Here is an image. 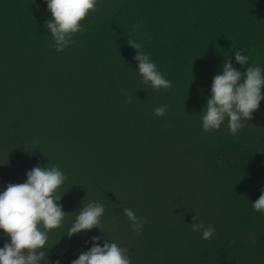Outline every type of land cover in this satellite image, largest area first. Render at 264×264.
<instances>
[{"label":"trees","instance_id":"trees-1","mask_svg":"<svg viewBox=\"0 0 264 264\" xmlns=\"http://www.w3.org/2000/svg\"><path fill=\"white\" fill-rule=\"evenodd\" d=\"M49 17L44 0H0V190L35 165L65 173L49 260L70 264L102 235L131 264H264V214L251 207L264 185V99L235 134L226 121L209 131L200 121L225 57L243 72L239 49L264 70V0H98L59 52ZM128 40L169 88L142 83ZM89 201L104 205V231L69 239ZM123 207L143 218L140 234ZM194 216L214 227L210 239L191 230Z\"/></svg>","mask_w":264,"mask_h":264},{"label":"clouds","instance_id":"clouds-1","mask_svg":"<svg viewBox=\"0 0 264 264\" xmlns=\"http://www.w3.org/2000/svg\"><path fill=\"white\" fill-rule=\"evenodd\" d=\"M50 17L44 26L52 37V47L62 51L72 43V34L83 32L80 21L90 10H95L98 0H44ZM136 49L133 59L137 62L136 72L142 83L151 89H167L171 81L159 71L150 55L140 51L141 45L128 40ZM237 64L245 66L243 72L235 68L225 57L221 64L222 71L215 73L210 85V95L206 97L201 115V127L204 131L217 130L226 121L229 133L235 134L242 127L244 119H250L253 111L258 109L264 99V70L259 64L249 63V56L237 49L233 52ZM167 105L153 108V113L161 116ZM4 164V163H0ZM26 179L20 183L8 182L0 190V236L6 237L0 246V264H60L59 260L51 262L46 247L49 230L57 228L64 222L65 212L59 203L61 195L57 189L66 176L57 165H35L25 172ZM254 211L264 214V185L260 186L259 197L251 202ZM123 215L129 222L130 229L140 234L144 220L137 216L132 208L123 207ZM75 216L66 226L69 239L76 234L96 227L100 230V221L104 205L98 201L82 203L75 211ZM192 231H199L202 239H210L215 234L211 225L205 226L193 217L190 223ZM104 231V230H102ZM89 246L81 251L70 264H131L128 250L114 240L102 235H94Z\"/></svg>","mask_w":264,"mask_h":264}]
</instances>
